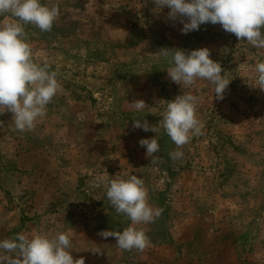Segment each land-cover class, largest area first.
<instances>
[{
	"label": "rangeland",
	"instance_id": "obj_1",
	"mask_svg": "<svg viewBox=\"0 0 264 264\" xmlns=\"http://www.w3.org/2000/svg\"><path fill=\"white\" fill-rule=\"evenodd\" d=\"M42 3L60 9L52 30L24 29L33 60L57 73L61 90L32 131H18L11 112L0 115V240L63 232L85 264H264V91L254 68L264 49L220 24L182 34L170 9L155 12L152 0ZM205 47L231 80L223 99L206 80L188 89L172 82L171 65L156 54ZM186 91L201 98L202 134L173 161L177 149L163 128L132 125L158 126L167 102ZM135 100L146 107L133 109ZM151 138L160 144L154 162L139 144ZM131 175L162 209L155 222L136 225L151 241L143 252L99 235L131 226L105 187Z\"/></svg>",
	"mask_w": 264,
	"mask_h": 264
},
{
	"label": "clouds",
	"instance_id": "obj_2",
	"mask_svg": "<svg viewBox=\"0 0 264 264\" xmlns=\"http://www.w3.org/2000/svg\"><path fill=\"white\" fill-rule=\"evenodd\" d=\"M159 12L164 7L170 9L168 18L179 21L182 34L199 30L202 24H220L227 33L257 49H264V0H152ZM60 16L57 5L42 3V0H0V115L6 111L13 114L12 122L20 132L32 131L36 121L47 114V106L61 90L57 73L47 64L33 60L32 46L27 41L24 25H33L42 32L52 30ZM10 17V19H9ZM161 48L159 56L168 60V78L188 89L198 80H206L214 86L215 97L224 98L231 80L222 75L219 63L210 58L208 48H200L185 53L183 50ZM255 68V87L264 91V62ZM198 95L183 92L168 101L158 126L147 120L135 119L134 129L157 133L163 128L175 144L169 153L173 161L182 160V149L194 136L202 134V123L197 117ZM137 111L146 107L143 100L129 103ZM3 122L0 121V126ZM141 147L146 148L147 157L159 159L154 154L160 152L156 138L141 139ZM106 187V196L118 214L126 215L132 222L123 231H102L103 238L113 237L122 250L136 249L143 252L150 246V238L136 225L155 222L162 209L152 207L148 202V192L144 181L136 175L126 179L115 177ZM71 240L66 233L53 236L34 233L16 234L0 240V264H85L83 258L74 259L70 254ZM100 252L99 249H92Z\"/></svg>",
	"mask_w": 264,
	"mask_h": 264
}]
</instances>
